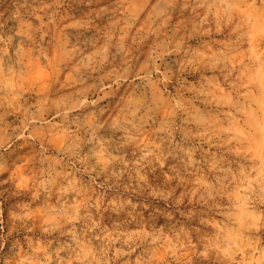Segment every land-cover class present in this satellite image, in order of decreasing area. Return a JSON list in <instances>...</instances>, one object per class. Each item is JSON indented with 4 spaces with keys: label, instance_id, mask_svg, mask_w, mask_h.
<instances>
[{
    "label": "rangeland",
    "instance_id": "1",
    "mask_svg": "<svg viewBox=\"0 0 264 264\" xmlns=\"http://www.w3.org/2000/svg\"><path fill=\"white\" fill-rule=\"evenodd\" d=\"M0 264H264V0H0Z\"/></svg>",
    "mask_w": 264,
    "mask_h": 264
}]
</instances>
